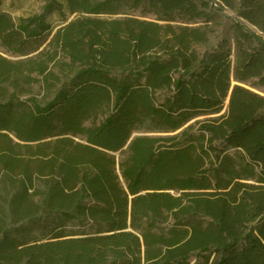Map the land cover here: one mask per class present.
I'll use <instances>...</instances> for the list:
<instances>
[{"label":"trees","instance_id":"1","mask_svg":"<svg viewBox=\"0 0 264 264\" xmlns=\"http://www.w3.org/2000/svg\"><path fill=\"white\" fill-rule=\"evenodd\" d=\"M2 4L0 264H264V0Z\"/></svg>","mask_w":264,"mask_h":264},{"label":"rangeland","instance_id":"2","mask_svg":"<svg viewBox=\"0 0 264 264\" xmlns=\"http://www.w3.org/2000/svg\"><path fill=\"white\" fill-rule=\"evenodd\" d=\"M44 4V0H3L2 4V10L7 12L8 14L12 15L15 19L19 17H26L28 15H32L35 13H41V8ZM120 12L122 13L119 15V17L123 16H134L137 18H140L142 20H148V21H155L157 19V16L154 13L134 10L132 8H128L126 6H123L120 8ZM217 14L215 17V21L212 24L213 28V37H212V44L216 45V43L223 39V38H231L232 33H230L229 27L231 26L232 19L235 18L234 13L230 12L228 10H217L215 11ZM79 15H73L70 17L69 21L74 19ZM181 21V20H179ZM51 24L54 25L55 28L60 27L61 22L58 16H55L51 18ZM197 26L202 25V23L196 24ZM0 54L3 55L5 58H7L10 61H19L23 60L25 58L19 57L18 55L11 54L8 52L5 48L0 47ZM36 78V76H33ZM256 92L262 94L264 96L263 90H255ZM12 92V91H11ZM19 99L22 101H28L30 98H35L38 101L44 102L45 99V91L41 84H34L32 86L22 84L20 86V89L16 92ZM103 119V116H100L98 119V122H101ZM93 122L89 121L87 125H91ZM145 133L143 131L135 132L133 134V137L136 136H143ZM119 156V155H118ZM66 230L68 232H71L72 234H78L79 236L82 235H93L96 233L97 229L95 228H80L78 225L69 224L66 227ZM51 230L49 227H36L33 229V236H35L38 239H41L43 241L48 240V238L51 237Z\"/></svg>","mask_w":264,"mask_h":264}]
</instances>
